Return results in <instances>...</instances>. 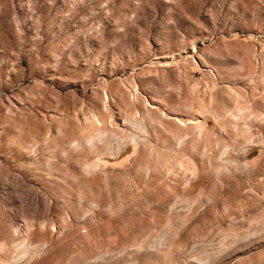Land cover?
Listing matches in <instances>:
<instances>
[{
	"label": "rangeland",
	"instance_id": "rangeland-1",
	"mask_svg": "<svg viewBox=\"0 0 264 264\" xmlns=\"http://www.w3.org/2000/svg\"><path fill=\"white\" fill-rule=\"evenodd\" d=\"M0 264H264V0H0Z\"/></svg>",
	"mask_w": 264,
	"mask_h": 264
}]
</instances>
